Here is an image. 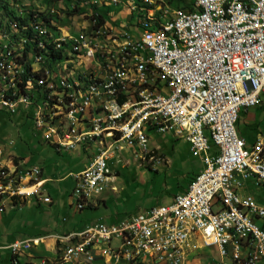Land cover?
<instances>
[{"label":"built area","instance_id":"obj_1","mask_svg":"<svg viewBox=\"0 0 264 264\" xmlns=\"http://www.w3.org/2000/svg\"><path fill=\"white\" fill-rule=\"evenodd\" d=\"M122 1L103 0V4L120 5ZM192 2V9H184L170 0H129L132 13L128 19L133 31L115 29L108 22L97 27L94 12L89 26L76 36L68 34L64 41L56 42L50 36L53 20L47 25L30 21L37 32L33 40L48 36V42L56 43V48L64 42L70 45L71 54H89L91 79L92 73H101L96 85H116V92L105 99H93V94L90 99L71 97L67 81L63 90H55L51 71L52 92L63 93L56 117L67 118V125L59 127H51L44 119L43 88L30 90L21 86L26 97H19V92L0 86V91H5L0 108L31 117L35 129L49 143L54 131H61L59 146L76 150V136H88L83 148L93 149L94 156L83 170L71 174L75 180V211L89 206L110 187V178H116L109 165L114 144L123 142L137 147L139 156L145 159L154 151L148 146L149 130L159 128L160 124H169V133L187 140L204 166L187 190L174 195L169 203L154 205L121 221L99 220L64 233L85 231L84 244L76 248H64L59 244L63 235H52L58 242L55 255L69 257V264L78 260L77 248L85 246L86 240L94 243L93 263L98 258L105 263L139 264L143 255H151L150 264H190L184 263L175 243L189 245L196 256L193 241H200L211 251L201 252L206 260L198 264H230V251H237V261L242 264H264V205L250 192H244L248 182L264 187V178L258 175V167H264V134H255L254 142L249 144L237 128L243 109L258 107L264 94V0ZM11 23L24 32L23 47L14 48L17 37L10 33L9 43L0 42V54H12L13 60L16 54H24L28 28ZM38 42L41 48L45 47L43 41ZM102 54L152 56L155 62L173 66L174 75H156L146 66L141 75H134L130 69L115 73V64L98 65ZM28 57L32 67H40V61L47 59L45 54ZM29 81L32 80L28 74ZM142 85H150V93H142ZM125 89L133 90L131 99H123ZM140 97H149V105L132 113V119H125V107H131V102ZM60 104H67V111H60ZM101 109H108V116H115V123H108V116L96 119V112ZM154 109H163L161 120H151ZM78 121H89V129L78 131ZM93 124H104V131L94 132ZM114 124H126V131L114 132ZM2 163L0 160L1 198L38 197L45 203L52 201L50 195H43L42 168L14 164L10 173H3ZM154 225H163L164 233L152 234ZM223 235H231L230 245H222ZM143 237H154V244L143 247ZM46 238L15 240L8 246L13 263L23 264L22 255ZM47 260L52 258L42 257L37 264H47Z\"/></svg>","mask_w":264,"mask_h":264},{"label":"rangeland","instance_id":"obj_2","mask_svg":"<svg viewBox=\"0 0 264 264\" xmlns=\"http://www.w3.org/2000/svg\"><path fill=\"white\" fill-rule=\"evenodd\" d=\"M76 1L78 2V0L56 3L50 0H12L11 2H15L14 6L19 9L34 8L53 13L54 28L52 29L51 27L50 32L52 35L50 36H53L51 39H54L55 42L64 41V38H68V34L76 36L85 26L90 25L95 10L99 12L101 9L105 16V23H110L115 29L119 28L133 31L132 23L128 19V16L132 13L130 4H128L129 0H123L120 5L103 4V0H85L84 2L82 0L81 6L83 9L86 8V12H78V14L72 16L71 12L75 9ZM91 3H94V7H97V9L91 6ZM98 3H100V5ZM127 19L129 21H127ZM78 24L81 26L78 27ZM125 25H127V27H125ZM4 29L5 31L0 29V42L4 44L9 43L11 39L8 35H10V33H15L17 39L14 48H22L24 32H21L12 24L8 17L4 18L3 30ZM23 31L26 30L23 29ZM47 39H49L48 36ZM69 46L66 47L69 54H56L57 58L55 59L51 54H45L47 59L40 61V67H32V60L28 57L29 54H27V61H22L23 59H20L24 54H16L13 60H11L12 54H0V86L3 87L4 90L19 92V97H26V90H21V86L24 85V75L29 74L32 80L25 86H28L30 90H37L39 89L37 86L44 84L47 86L48 84L45 82L52 81V75H50V73L53 71V75L55 76V90H63L62 84L64 82V75L69 78L66 70L64 71V62L69 63L70 67L75 70V74H91L88 68L91 65V59L87 57V54H71ZM32 56L34 57V55ZM26 62L30 63V69ZM98 65L102 66L99 58ZM92 74L95 76L101 75V73ZM43 91L47 90L43 88ZM0 98H5V91H0ZM47 99L49 102L47 101V103L42 106V113H44L45 121L51 123V127H55L56 125L59 127L58 124H60V126H66L67 118L56 117L58 101L63 100V93L52 92L51 84H49ZM60 111H64V104H60ZM100 112H102V110H100ZM48 113H50V115H47ZM19 115L20 114L11 115L8 111L0 109V150H2V152L0 151V160L3 162L11 158V164L17 165L19 160L22 161V159H24L25 166L23 167L32 168L38 166L42 168V170L44 169L46 175L52 178L47 184L46 191L54 197L56 204L50 207L51 209H45L47 208L46 205H34L31 207V204L23 205L25 202L17 203V205H22L16 207L14 214H16L19 220V225H24L25 230H28L27 232L30 231L29 233L33 230L39 231L34 233H49L44 231L45 228L42 227L44 223L49 220L54 221V224H56L55 220L57 217H59L58 219L62 227L71 229L76 223L81 227V224L84 225L85 222L92 223V221L101 216L106 219L104 215H106L109 210L113 211L120 219H123L133 213L144 212L154 205L169 203L175 194L185 190L190 178L195 173L202 170L203 163L201 164L199 158L191 152V144H189L187 140L175 137L172 133H169V130L162 132L160 128H154L159 130L157 132L150 129L148 146L149 149H153L154 151L145 159L139 156L140 150L137 147H128L127 144L123 142L114 144L112 148L114 156L109 160V165L113 169V175L116 176L114 183L117 186V191L113 190L111 186L103 191V194L109 193L106 194V196L109 197L108 205L97 208L86 207L77 212L74 206L72 205L71 207L68 203V197L70 193H72L75 185V180L71 177V174L79 172L83 170L85 166L89 165L94 156L92 153H95V151H93V149L85 150L81 145L78 146L76 150L60 149V147L53 142L54 136H51L49 143L45 140L43 134L35 129L31 117H28L23 112H21L20 116ZM151 118L157 120L162 119L161 116H153ZM83 122L78 121V126L81 125L79 131H87V129H89V121ZM253 125H255L254 127L257 130H251ZM98 127V125L93 124V130H96ZM237 128L238 132L243 136H247V138H249L253 132L264 134V94H262V103L258 107L249 110L243 109L240 114ZM57 132L61 137V131ZM3 135H5V137H2ZM56 137L58 138V136ZM55 140L57 139L55 138ZM77 140L78 138L75 139L74 142ZM119 146H123V149H119ZM11 164L9 166L4 162L2 163L3 173H10V168L13 167ZM63 177L65 181H57V178ZM111 182L113 181L110 180V183ZM121 187L122 189L118 191ZM255 188L251 189L249 192L254 194L255 197L264 204V187L255 186ZM1 206L2 205H0V207ZM55 208L58 210L56 213L47 212V210H55ZM64 216L69 217V222L62 223V218ZM6 226L7 227L2 226L1 231L6 230L7 233L8 227L10 226L8 224H6ZM81 232L83 231H78L77 233ZM22 233L24 232L11 230L10 234L7 233L6 236L16 235L22 237ZM84 241L85 236L76 237V233L74 235L59 237V244L63 245L64 248H76L79 244H84ZM203 244L205 246L199 249L198 245ZM193 245L195 246L193 250H197L196 256L193 255L189 245L184 244L186 251L185 263L186 261L190 264L204 262L206 260V255L201 252L204 251L208 253L211 250H207V245L205 243L199 242L198 244L193 243ZM228 245H230V243ZM55 247L56 245L53 243L52 239L48 238L46 243H42L35 247V250L44 254V257L52 258L54 255L53 249ZM93 250V241L89 246L77 248L78 260H73V264H92L89 262L92 261L91 253ZM189 251L190 258L188 256ZM36 253L38 252L33 251V254ZM10 254L11 251L1 250L0 264H11L9 262ZM57 258H59L60 264H69V257L57 255ZM230 261L234 263L240 262V264H242V261H237V251H230ZM150 263L151 261L147 264ZM99 264L105 263L100 262Z\"/></svg>","mask_w":264,"mask_h":264},{"label":"bare ground","instance_id":"obj_3","mask_svg":"<svg viewBox=\"0 0 264 264\" xmlns=\"http://www.w3.org/2000/svg\"><path fill=\"white\" fill-rule=\"evenodd\" d=\"M102 56L103 57H98L101 65L109 66L111 64H115V73H123V69H130L133 70L134 75H141V70H144V66H146L148 67V70H154V73L156 75H164V76L174 75L173 66H166L161 62H155V58H153L152 56H144V54H102ZM87 57L91 59L89 54H87ZM65 70L66 73H68L69 78H67L64 75V79H63L64 82L62 86L64 89V87H66V81H67V86L71 90V97L81 96L83 99H90L91 94H93V99H105L107 98V95H112V93L116 92L115 84H107L105 85L104 88H99V86L96 85V81L101 80V75L95 76L94 74H92V79H91V74L89 75L75 74L74 73L75 70L70 67L68 62H64V71ZM142 93H150V85H142ZM132 97H133V90L125 89L123 92V99H131ZM148 105H149V97H140V100H133L131 102V107H125L124 118L132 119V113H138L139 108ZM101 110L102 112H100V110L96 112V119H104L105 117L108 116V109H101ZM64 111H67V104H64ZM153 116L163 117V109H154V111L151 112V117ZM151 120H157V119L151 118ZM79 122H83V121H79ZM108 123H115V116H108ZM96 125H98L99 127L96 130L94 129L93 130L94 132L104 131V124H96ZM55 127H57V125ZM159 128L162 131L167 130L169 128V124H160ZM125 131H126V124H114V132H125ZM54 134H57V131H54ZM77 138L78 140L76 142L73 141V148H77L83 143H84L83 145H86L88 143L87 135H78L75 139ZM60 147L63 148L62 146ZM258 175L259 177L264 178V167H258ZM162 233H164L163 225L152 226V234H162ZM80 236H85V232L76 233V237H80ZM92 241L93 240L90 241L87 240L85 246H89ZM229 243H231V235H224L222 237V245H228ZM153 244H154V237L142 238L143 247H151ZM175 250L178 251L179 255L181 256V258L185 263L186 251L184 244L175 243ZM188 256H189V252H188ZM149 261H151V255H143L139 260V264H143V263L147 264ZM121 264H126V263H121ZM230 264H240V262L234 263L230 261Z\"/></svg>","mask_w":264,"mask_h":264},{"label":"crops","instance_id":"obj_4","mask_svg":"<svg viewBox=\"0 0 264 264\" xmlns=\"http://www.w3.org/2000/svg\"><path fill=\"white\" fill-rule=\"evenodd\" d=\"M79 26H81L80 24H78V27ZM0 109H2V108H0ZM3 110H5V109H3ZM7 111V110H6ZM50 113H48L47 115H49ZM50 125H51V123H50ZM59 125V124H58ZM255 125H253V127H251L252 129L251 130H257L255 127H254ZM81 129V125L80 126H78V131ZM152 130H155V131H159V130H157V129H154V128H152ZM167 130H169V128L167 129ZM166 130V131H167ZM163 132V131H162ZM164 132H165V130H164ZM257 133H259L260 134V132H253V134L252 135H250V137L249 138H247V136H245L246 138H247V140H248V143L249 144H252L253 142H254V136H255V134H257ZM56 136H58V138L56 137ZM78 136V135H77ZM76 136V137H77ZM2 137H5V135H3ZM55 138L57 139V140H55ZM59 138H61L60 136H59V133L57 132V134H54V137H53V142L55 143V144H57V146H59V143H58V140H59ZM4 140V139H3ZM75 140V139H74ZM3 142V141H2ZM189 143V142H188ZM190 144V143H189ZM82 147H84L85 145H81ZM60 147V146H59ZM78 148V147H77ZM60 149H63V148H61L60 147ZM262 149H264V142L262 143ZM1 152H2V150H0ZM191 152H192V150H191ZM193 153V152H192ZM194 154V153H193ZM196 156V155H195ZM196 157H198V156H196ZM199 158V157H198ZM199 161L201 162V159L199 158ZM4 163H6V165H9L10 166V164H11V158H9L8 160H4L3 161ZM24 162H25V160L24 159H22V161H20L19 160V163L16 165V166H25L24 165ZM201 164H202V162H201ZM11 165H14V164H11ZM86 167V166H85ZM13 168V167H12ZM202 168H203V166H202ZM113 170V169H112ZM200 172V171H199ZM199 172H197V173H195L191 178H190V181H189V183H188V186H189V184L195 179H193V177L195 176L196 177V175L199 173ZM41 186H43V195H50L51 196V198H52V201L50 202V203H45V202H43L42 200H40L38 197H30V198H27V199H23V198H6V197H4V198H1L0 197V205H2L1 207H0V254H1V250H7V251H10L9 249H8V246L10 245V244H12L15 240H25V239H32V238H37V237H48L49 239H52V241H53V243H55V245H56V247H57V245H58V242H57V240H56V238L55 237H52V235H56V234H61V235H63L64 233H67V232H69V231H72V230H80V229H82V228H84V226L86 225V224H88L87 222H85V224L84 225H82L81 224V227H79V225L76 223L75 224V226L73 227V228H71V229H69V228H64V227H62L61 226V224H60V221H59V217H57V219L55 220V223L56 224H54V221H47V222H45L44 223V226L42 227V228H45L44 229V231H46V232H49V233H45V234H41V233H34V232H39V231H32L31 233H29V232H27L28 230H25V228H24V225H19V220H18V218L16 217V214H14V210L16 209V207L17 206H21V205H17V203H19V202H25V204H23V205H32L31 207H33L34 205H39V206H41V205H46L47 206V208H45V209H51L50 207H52V206H55L56 204H55V199H54V197L50 194V193H48L46 190V187H47V184L51 181V177L49 176V175H46V173L44 172V169L42 170V176H41ZM116 178H110V180H112L113 182H111L110 183V186H111V188L113 189V190H115V191H117V186L115 185V183H114V180H115ZM57 181H61V182H63V181H65V178L63 177V178H57ZM45 183V184H44ZM188 186L185 188V190L183 191V192H185L186 190H187V188H188ZM258 187V186H257ZM259 187H261V186H259ZM110 188V187H109ZM255 187H254V184L253 183H250V182H248V184H247V187L245 188V190L246 191H244V192H249L251 189H254ZM122 189V187L118 190V191H120ZM256 189V188H255ZM30 190H32V188L31 189H29V191ZM106 194H109V193H102L100 196H98L97 198H95L94 199V201L89 205V206H87V207H91V208H97V207H100V206H106V205H108V202H109V197H107L106 196ZM178 194V193H177ZM252 194V193H251ZM176 195V194H175ZM252 195H254V194H252ZM255 196V195H254ZM40 197V196H39ZM257 198V197H256ZM68 203H69V205L72 207V205H73V197H72V193H70V195H69V197H68ZM258 199V198H257ZM258 201H259V199H258ZM15 202V203H14ZM259 203L260 204H262L260 201H259ZM262 205H264V204H262ZM74 206V205H73ZM75 208V207H74ZM147 210V209H146ZM145 210V211H146ZM52 212V213H56L58 210H56V208H55V210H47V212ZM81 211V210H80ZM77 212H79V211H77ZM76 212V213H77ZM133 214H135V213H133ZM132 215V214H131ZM131 215H129V216H131ZM65 216H67V215H65ZM65 216L62 218V223H64V222H69V217H66L67 218V221H64V218H65ZM104 216H106V219L103 217V216H101V217H98V219H95L94 221H92V223L94 222H97V221H99V220H103L104 222H106V223H114V222H117V221H121V220H123V219H125V218H127V217H125V218H123V219H120L113 211H111V210H109L107 213H106V215H104ZM89 222V221H88ZM46 223H51V224H46ZM6 224H8L10 227H8V234H10V232H11V230H13V231H15V230H19L20 232H24V233H22L23 234V236L22 237H20V236H16V235H8V237L6 236L7 235V233H6V230H4V231H1L2 229V226H4V227H7L6 226ZM12 227V228H11ZM60 227V228H59ZM21 228V229H20ZM59 228V229H58ZM57 229V230H56ZM10 230V231H9ZM44 231H42V232H44ZM83 232H85V231H83ZM77 233V232H76ZM51 236V237H50ZM64 236V235H63ZM48 238H46V240L44 241V243H46V241H47V239ZM63 238H66V237H63ZM63 238H61V239H63ZM200 241H193V243H199ZM80 245V244H79ZM91 245V244H90ZM207 245V244H206ZM205 245L203 244V245H198V248L199 249H201L202 247H204ZM55 247V248H56ZM193 247H194V249H195V246L193 245ZM55 248L53 249V252H54V255H53V257H52V260H47V264H60V260H59V258H57V255H55L56 254V250H55ZM190 248V247H189ZM50 250H51V248H50ZM33 251H35V252H38V253H36V254H33ZM44 252V251H43ZM193 252V251H192ZM204 252V251H203ZM45 253V252H44ZM189 254H190V251H189ZM45 255L44 254H42L40 251H38V250H35V247H33V249H31L30 251H27V252H25L23 255H22V259H21V262L23 263V264H28V263H32V264H37L38 262H39V260H40V258H42V257H44ZM56 257V258H55ZM191 257V256H190ZM189 257V258H190ZM49 258H51V257H49ZM188 258V259H189ZM1 259V258H0ZM12 254H10L9 255V262L11 263V264H14L13 263V261H12ZM53 260H55V261H53ZM93 261H91V262H89V263H92ZM100 262H103L101 259H98L97 258V260L94 262V263H92V264H99ZM190 262V261H189ZM103 263H105V262H103ZM109 263V262H108ZM108 263H105V264H108ZM82 264H86V263H82ZM109 264H113V263H109Z\"/></svg>","mask_w":264,"mask_h":264},{"label":"trees","instance_id":"obj_5","mask_svg":"<svg viewBox=\"0 0 264 264\" xmlns=\"http://www.w3.org/2000/svg\"><path fill=\"white\" fill-rule=\"evenodd\" d=\"M12 0H0V16H1V20H0V28L3 29V22H4V18L8 17V19L10 21H12L13 23H17L19 26H21L22 28L27 27L28 30L26 31L28 34V39L25 42V47L22 49V52L24 53V56L21 57L20 59L22 61H27V54H51V56L55 59L57 58L56 54H67V50L66 47L68 46L67 44H65L64 42L59 43V45L61 46L60 48H56V43H52V42H48V40L45 38L43 40H39V38L33 40V36L34 34H36L37 32H35V28L34 26L30 23V21L32 20L34 21H38L40 22L42 25H47L50 24L52 22V20L54 19V15L53 13L50 12H45L43 10H38V9H19L18 7H15L14 4L15 2H11ZM51 2H70L71 0H50ZM85 0H83L84 2ZM173 4H175L178 7L181 8H187V9H192L193 8V0H170ZM82 0H78V2L76 1L75 3V9L71 12L72 16L74 14H78L79 13H85L86 12V8L83 9V7L81 6ZM91 6L94 7V3L90 4ZM105 6V5H104ZM111 7V6H109ZM95 9H97V7H94ZM96 12V17H97V24L96 26L99 27L101 25L104 24L105 22V16L103 14V11L101 9V11H97ZM54 21V20H53ZM15 38V35L13 36ZM31 39V40H29ZM38 41H43L45 43V47L41 48L39 46V42ZM28 65V68L30 69V63L26 62ZM52 74V73H50ZM24 85L25 86L28 83V75H24ZM46 84H48L47 86L41 85V86H37L39 88H45L47 91H43V98H44V103L42 104V106L48 101L47 97H48V91H49V81L45 82ZM63 89V88H62ZM11 114V113H10ZM17 114L21 115V111L18 112ZM11 115H16V114H11ZM19 115V116H20ZM28 116V115H27ZM52 144V143H51ZM54 145V144H53ZM55 146V145H54ZM56 147V146H55ZM264 150V149H262ZM195 178V176L193 177V179Z\"/></svg>","mask_w":264,"mask_h":264}]
</instances>
